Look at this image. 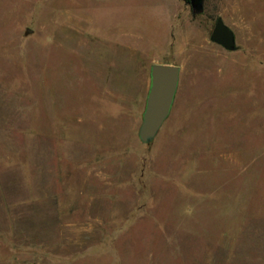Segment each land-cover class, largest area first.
<instances>
[{
    "label": "rangeland",
    "instance_id": "rangeland-1",
    "mask_svg": "<svg viewBox=\"0 0 264 264\" xmlns=\"http://www.w3.org/2000/svg\"><path fill=\"white\" fill-rule=\"evenodd\" d=\"M0 264H264V0H0Z\"/></svg>",
    "mask_w": 264,
    "mask_h": 264
},
{
    "label": "water",
    "instance_id": "water-1",
    "mask_svg": "<svg viewBox=\"0 0 264 264\" xmlns=\"http://www.w3.org/2000/svg\"><path fill=\"white\" fill-rule=\"evenodd\" d=\"M190 4L195 14L203 12L204 0H190ZM211 39L228 51L237 50L236 35L222 18H218ZM151 76V89L139 131L140 139L145 144L154 142L172 112L181 69L176 65L157 64L152 67Z\"/></svg>",
    "mask_w": 264,
    "mask_h": 264
},
{
    "label": "trees",
    "instance_id": "trees-1",
    "mask_svg": "<svg viewBox=\"0 0 264 264\" xmlns=\"http://www.w3.org/2000/svg\"><path fill=\"white\" fill-rule=\"evenodd\" d=\"M188 1H190V0H188Z\"/></svg>",
    "mask_w": 264,
    "mask_h": 264
}]
</instances>
